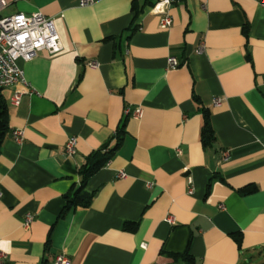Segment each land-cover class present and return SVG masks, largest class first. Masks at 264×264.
<instances>
[{"label": "crops", "instance_id": "0c3cea01", "mask_svg": "<svg viewBox=\"0 0 264 264\" xmlns=\"http://www.w3.org/2000/svg\"><path fill=\"white\" fill-rule=\"evenodd\" d=\"M80 1L6 0L0 11L51 18L62 45L19 61L28 86L0 90L3 263L263 264L264 0H174L166 30L149 12L157 0ZM120 128L121 146L86 182L89 205L59 218L88 156L113 148Z\"/></svg>", "mask_w": 264, "mask_h": 264}, {"label": "built area", "instance_id": "2783aa9c", "mask_svg": "<svg viewBox=\"0 0 264 264\" xmlns=\"http://www.w3.org/2000/svg\"><path fill=\"white\" fill-rule=\"evenodd\" d=\"M174 0H157L151 7L149 12L152 15L159 16V27L166 30L171 26L172 20L168 14V8ZM92 3V0H81L79 5L86 6ZM7 5L6 0H0V11ZM264 7V1L261 2ZM62 50V45L57 32L54 28L53 20L41 14L33 13L29 16L23 13H17L8 17L0 16V90L13 87L17 84L28 86L23 71L19 66V61H29L40 51H46L50 55H55ZM90 68H96V62L87 64ZM178 62L175 58L168 59V67L177 68ZM21 100V93L15 92L11 98V104L17 106ZM221 103L220 99L213 100V106L218 107ZM134 118L142 116L141 108H136L132 112ZM23 132L20 130L13 131V139L20 142ZM77 139L70 137L64 146V154L72 157L76 153ZM227 153H223V159L226 160ZM119 178H125L123 173H119ZM191 183V181H190ZM190 190H192L190 188ZM2 193L0 191V198ZM167 222L172 223V218L167 217ZM33 221L32 215H25L23 218V226L29 227ZM5 254L0 252V264H4ZM55 264H70L69 260L62 256L55 257Z\"/></svg>", "mask_w": 264, "mask_h": 264}, {"label": "trees", "instance_id": "16d2710c", "mask_svg": "<svg viewBox=\"0 0 264 264\" xmlns=\"http://www.w3.org/2000/svg\"><path fill=\"white\" fill-rule=\"evenodd\" d=\"M151 7V6H150ZM133 9L136 10V14H140L142 12V7L137 9V6H134ZM248 30L247 25L243 27V33L246 34ZM7 108L5 104L0 101V149L2 146V143L5 139L6 133H7ZM124 131L123 128H120L112 137V139L115 141V144L113 148H108V146L103 147L102 149H99L93 153H91L88 158L86 159V163L83 165V167L78 171V174L80 176V187L74 192L72 197L65 196V205L63 207V210L59 214V218H62L64 214L70 210L71 208H74L76 206H88L90 201L92 200V194L85 192L84 188L86 186L87 180L99 169L105 166L107 162L113 157L115 152L118 150V148L122 144ZM201 141L204 147H209L214 142V135L213 131L210 126V117L209 112L207 110L203 111V126L201 130ZM254 191L253 187H247L241 192L249 193ZM130 224L126 225V227L130 228ZM183 259L186 262H191L190 257L188 254L183 255Z\"/></svg>", "mask_w": 264, "mask_h": 264}, {"label": "water", "instance_id": "95a60500", "mask_svg": "<svg viewBox=\"0 0 264 264\" xmlns=\"http://www.w3.org/2000/svg\"><path fill=\"white\" fill-rule=\"evenodd\" d=\"M262 263L264 264V256H263ZM242 264H251V259L246 260V261L243 262Z\"/></svg>", "mask_w": 264, "mask_h": 264}]
</instances>
